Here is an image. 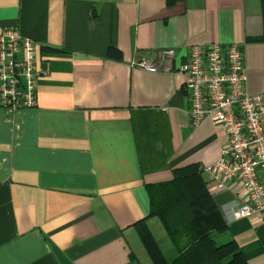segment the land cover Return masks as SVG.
I'll return each instance as SVG.
<instances>
[{
	"label": "crops",
	"instance_id": "crops-1",
	"mask_svg": "<svg viewBox=\"0 0 264 264\" xmlns=\"http://www.w3.org/2000/svg\"><path fill=\"white\" fill-rule=\"evenodd\" d=\"M3 27L34 39L47 70L34 105L0 106V264H152L134 222L170 241L146 184L189 163L224 218L221 242L264 264V218H233L243 188L202 170L226 135L208 117L190 124L175 68L189 44L238 42L245 90L263 92L264 0H0Z\"/></svg>",
	"mask_w": 264,
	"mask_h": 264
},
{
	"label": "built area",
	"instance_id": "built-area-1",
	"mask_svg": "<svg viewBox=\"0 0 264 264\" xmlns=\"http://www.w3.org/2000/svg\"><path fill=\"white\" fill-rule=\"evenodd\" d=\"M37 44L15 27L0 29V106L7 111L35 104L36 81L47 70L45 60L37 58ZM172 52L165 49L158 54L167 61L166 69L171 66L167 59ZM133 65L160 69L156 61L144 57H137ZM175 68L182 75L190 124L208 117L226 135L217 157L202 170L219 185L234 181L243 188L244 197L231 210L233 218L251 213L264 218V183L258 179V170L264 168V91L245 90L241 44H189Z\"/></svg>",
	"mask_w": 264,
	"mask_h": 264
},
{
	"label": "trees",
	"instance_id": "trees-1",
	"mask_svg": "<svg viewBox=\"0 0 264 264\" xmlns=\"http://www.w3.org/2000/svg\"><path fill=\"white\" fill-rule=\"evenodd\" d=\"M149 212L160 219L170 254L160 246L144 218L134 228L152 264H247L233 239L216 243L212 232L225 229L224 218L194 163L172 169L168 180L147 183Z\"/></svg>",
	"mask_w": 264,
	"mask_h": 264
},
{
	"label": "rangeland",
	"instance_id": "rangeland-1",
	"mask_svg": "<svg viewBox=\"0 0 264 264\" xmlns=\"http://www.w3.org/2000/svg\"><path fill=\"white\" fill-rule=\"evenodd\" d=\"M153 233L155 234L157 238H159L156 231L153 230ZM221 235L222 234L220 232H214V231L212 232V237L215 239L216 243L221 242V237H222ZM169 243L170 242H168V239L165 236L162 239L159 238V244L161 245L163 250L167 252V254H170V249H171Z\"/></svg>",
	"mask_w": 264,
	"mask_h": 264
}]
</instances>
